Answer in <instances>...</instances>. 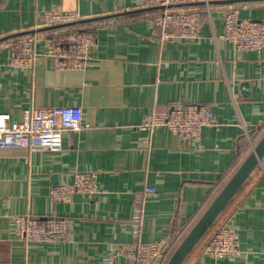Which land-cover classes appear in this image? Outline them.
<instances>
[{
  "label": "crops",
  "instance_id": "1",
  "mask_svg": "<svg viewBox=\"0 0 264 264\" xmlns=\"http://www.w3.org/2000/svg\"><path fill=\"white\" fill-rule=\"evenodd\" d=\"M141 2L0 0V41L22 31L41 36L31 67L12 64L11 50L0 47V112L22 120L31 106L75 104L89 125L65 132L61 150L0 148V264H108L116 247L138 241L136 193L149 185L156 191L144 203L141 239L171 247L181 236L172 229L195 225L264 135V48L237 51L221 37L227 8L248 2L242 15L264 20V0H210V16L205 0H182L202 11L201 35L166 43L153 23L160 6ZM53 7L79 11L97 32L86 67L59 68L45 54L54 29L43 13ZM178 100L211 105L218 122L203 129L199 145L165 126L142 127L155 107ZM78 170L98 171V192L53 200L51 186ZM239 190L224 222L239 229L240 253L215 258L197 246L183 264H264V156ZM21 213L66 217L69 238L21 239L14 232Z\"/></svg>",
  "mask_w": 264,
  "mask_h": 264
},
{
  "label": "built area",
  "instance_id": "2",
  "mask_svg": "<svg viewBox=\"0 0 264 264\" xmlns=\"http://www.w3.org/2000/svg\"><path fill=\"white\" fill-rule=\"evenodd\" d=\"M143 5H159L154 25L160 28L162 43L171 39H197L201 35L202 11L212 12L210 0H205L204 10L187 8L182 0H142ZM248 2L227 8L221 37L230 41L237 51L264 48V20L246 17L242 12L249 9ZM84 16L77 10L59 7L43 13L44 25L53 27L45 37V54L59 68H84L92 58L97 44V32L81 24ZM41 36L32 31L17 32L0 41V47L11 50V63L16 66H33L38 54L36 47ZM84 111L80 105H54L49 108L31 106L24 111L22 120H14L9 112H0V148L23 147L29 150H61L64 133L88 127L83 121ZM211 105L202 102L173 101L166 106L155 107L144 119L142 127L155 129L165 126L181 135L190 146L199 145L205 127L217 123ZM245 136L252 142V133L245 128ZM98 171L78 170L70 182L54 184L50 188L55 201H68L75 193L92 196L98 192ZM156 191L147 186L136 193L137 204L132 217L133 236L138 241L116 247L105 256L108 264H168L166 254L169 242L143 241L141 228L144 203L148 195ZM14 232L21 239L51 241L66 240L70 235L69 220L55 213L35 216L30 213L14 217ZM241 234L231 222H224L212 235L202 252L215 258H225L240 253ZM123 256L127 261L117 260Z\"/></svg>",
  "mask_w": 264,
  "mask_h": 264
},
{
  "label": "water",
  "instance_id": "3",
  "mask_svg": "<svg viewBox=\"0 0 264 264\" xmlns=\"http://www.w3.org/2000/svg\"><path fill=\"white\" fill-rule=\"evenodd\" d=\"M187 3H185L186 5ZM250 81L243 82V90L247 92L249 90ZM264 156V135L260 141L254 145L251 153L247 156L241 166L237 169L235 174L231 177L229 182L219 192L208 209L199 218V220L192 227L187 236L183 239L181 244L175 250L171 256L168 264H183L186 257L193 250L202 236L211 227L219 214L227 206L229 201L233 198L236 192L243 185L245 180L249 177L254 168L259 164L260 160Z\"/></svg>",
  "mask_w": 264,
  "mask_h": 264
},
{
  "label": "trees",
  "instance_id": "4",
  "mask_svg": "<svg viewBox=\"0 0 264 264\" xmlns=\"http://www.w3.org/2000/svg\"><path fill=\"white\" fill-rule=\"evenodd\" d=\"M244 146H239V148H243ZM240 191V190H239ZM235 196L231 199V201H229V203L227 204V206L223 209V211L219 214V216L217 217V219L214 221V223L211 225V227L207 230V232L202 236V238L199 240V242L196 244V246L194 248H196L197 246H201V249L203 250V248L207 245V243L210 241L212 235L219 229V227L224 223L225 217L228 213H230L234 208H236V202L234 200ZM194 225H191V227L189 229H182L183 227H178L176 226V228L172 229L171 233H176L177 230H179L181 233L180 238H178L175 241H171V247H169L167 254H166V262H168L171 258V256L173 255V253L175 252V250L178 248V246L181 244V242L183 241V239L187 236V234L190 232V230L192 229ZM177 234V233H176ZM193 248V249H194ZM190 254V253H189ZM185 261V260H184Z\"/></svg>",
  "mask_w": 264,
  "mask_h": 264
}]
</instances>
